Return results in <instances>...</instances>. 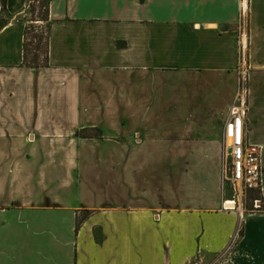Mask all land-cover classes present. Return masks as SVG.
<instances>
[{"label": "crops", "instance_id": "crops-1", "mask_svg": "<svg viewBox=\"0 0 264 264\" xmlns=\"http://www.w3.org/2000/svg\"><path fill=\"white\" fill-rule=\"evenodd\" d=\"M29 6L0 0V264H264V0H49L37 68ZM239 97L260 211L224 210Z\"/></svg>", "mask_w": 264, "mask_h": 264}, {"label": "built area", "instance_id": "built-area-1", "mask_svg": "<svg viewBox=\"0 0 264 264\" xmlns=\"http://www.w3.org/2000/svg\"><path fill=\"white\" fill-rule=\"evenodd\" d=\"M247 104L240 97L230 108L226 121L223 147V184L233 192V201L226 202L225 211H233L244 204L252 193L261 195L263 167L261 148L248 140ZM234 204L232 207L230 204ZM263 209V200L253 201V210Z\"/></svg>", "mask_w": 264, "mask_h": 264}, {"label": "rangeland", "instance_id": "rangeland-1", "mask_svg": "<svg viewBox=\"0 0 264 264\" xmlns=\"http://www.w3.org/2000/svg\"><path fill=\"white\" fill-rule=\"evenodd\" d=\"M43 3V6H42ZM33 5V4H32ZM30 5L26 14L24 15V20L27 22L28 26H32L31 33H30V47L29 50L32 51L33 54H36L37 49L39 47L41 54L45 56L46 52V44H47V35L49 30V21L47 18V5L48 0H42L41 4L37 5L36 9H33ZM35 20V21H31ZM31 56V55H30ZM255 192L251 195L247 201L244 202L245 207H249L250 205V198H259V194L256 195ZM211 264H215V262H211Z\"/></svg>", "mask_w": 264, "mask_h": 264}, {"label": "trees", "instance_id": "trees-1", "mask_svg": "<svg viewBox=\"0 0 264 264\" xmlns=\"http://www.w3.org/2000/svg\"><path fill=\"white\" fill-rule=\"evenodd\" d=\"M42 0H30V5L33 9L37 8L38 4H41ZM49 4V0H48ZM43 6V3H42ZM47 18H48V5H47ZM35 21V20H31ZM49 21V18H48ZM32 26H27L26 31H25V38H24V65L27 67H42L46 66L48 64V39H47V44H46V52L45 56L41 54V51L39 47L35 49L37 51L36 54H33L32 51L29 50L30 44V33H31ZM49 31V30H48ZM31 55V56H30ZM258 195V193L256 194Z\"/></svg>", "mask_w": 264, "mask_h": 264}, {"label": "bare ground", "instance_id": "bare-ground-1", "mask_svg": "<svg viewBox=\"0 0 264 264\" xmlns=\"http://www.w3.org/2000/svg\"><path fill=\"white\" fill-rule=\"evenodd\" d=\"M232 207L234 206V204L232 203V204H230Z\"/></svg>", "mask_w": 264, "mask_h": 264}]
</instances>
